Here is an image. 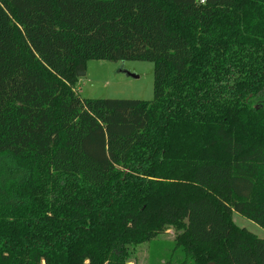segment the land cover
Wrapping results in <instances>:
<instances>
[{"label": "trees", "instance_id": "1", "mask_svg": "<svg viewBox=\"0 0 264 264\" xmlns=\"http://www.w3.org/2000/svg\"><path fill=\"white\" fill-rule=\"evenodd\" d=\"M153 62L150 102L81 99ZM264 0H0V264H126L167 225L195 264H264Z\"/></svg>", "mask_w": 264, "mask_h": 264}, {"label": "rangeland", "instance_id": "2", "mask_svg": "<svg viewBox=\"0 0 264 264\" xmlns=\"http://www.w3.org/2000/svg\"><path fill=\"white\" fill-rule=\"evenodd\" d=\"M154 68L148 61L89 60L83 75H78L75 93L81 99H124L150 102L154 99ZM232 220L264 239V229L246 216L234 212ZM151 241L130 247L126 264H195L178 240L184 229L167 225Z\"/></svg>", "mask_w": 264, "mask_h": 264}, {"label": "built area", "instance_id": "3", "mask_svg": "<svg viewBox=\"0 0 264 264\" xmlns=\"http://www.w3.org/2000/svg\"><path fill=\"white\" fill-rule=\"evenodd\" d=\"M205 1H206V0H200V2H201L202 4H204V3H205Z\"/></svg>", "mask_w": 264, "mask_h": 264}, {"label": "water", "instance_id": "4", "mask_svg": "<svg viewBox=\"0 0 264 264\" xmlns=\"http://www.w3.org/2000/svg\"><path fill=\"white\" fill-rule=\"evenodd\" d=\"M80 75H83V73L81 72Z\"/></svg>", "mask_w": 264, "mask_h": 264}]
</instances>
